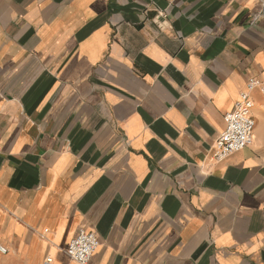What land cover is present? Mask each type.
<instances>
[{"label":"crops","instance_id":"obj_1","mask_svg":"<svg viewBox=\"0 0 264 264\" xmlns=\"http://www.w3.org/2000/svg\"><path fill=\"white\" fill-rule=\"evenodd\" d=\"M165 11L171 29L152 22ZM264 85L256 0H0V243L17 264H264V96L254 140H215Z\"/></svg>","mask_w":264,"mask_h":264},{"label":"built area","instance_id":"obj_2","mask_svg":"<svg viewBox=\"0 0 264 264\" xmlns=\"http://www.w3.org/2000/svg\"><path fill=\"white\" fill-rule=\"evenodd\" d=\"M264 7V0H256ZM152 22L159 31L171 29L168 15L165 11H157ZM257 91L264 96V85L257 80H249L240 93L238 101L231 112L223 116L224 127L215 140L211 159L221 163L228 157L250 146L254 140L255 121L252 115L254 102L252 93ZM98 247V240L92 233L80 231L66 248L67 258L75 264H89L92 255ZM0 254H7V249L0 245ZM43 264H52L50 257Z\"/></svg>","mask_w":264,"mask_h":264},{"label":"rangeland","instance_id":"obj_3","mask_svg":"<svg viewBox=\"0 0 264 264\" xmlns=\"http://www.w3.org/2000/svg\"><path fill=\"white\" fill-rule=\"evenodd\" d=\"M0 245H3L0 243ZM62 254L63 256L66 258L67 262H68V258L65 256V253L64 251H62ZM51 257V256H49ZM69 263H71V261L69 260ZM0 264H17L16 262L12 261L10 255L8 254H5V255H2L0 254ZM33 264H37V262L33 263ZM42 264V263H41ZM72 264V263H71Z\"/></svg>","mask_w":264,"mask_h":264},{"label":"bare ground","instance_id":"obj_4","mask_svg":"<svg viewBox=\"0 0 264 264\" xmlns=\"http://www.w3.org/2000/svg\"><path fill=\"white\" fill-rule=\"evenodd\" d=\"M66 250H64V253H65ZM65 256H66V253H65ZM67 257V256H66ZM52 259V264H54V260L52 257H50Z\"/></svg>","mask_w":264,"mask_h":264}]
</instances>
